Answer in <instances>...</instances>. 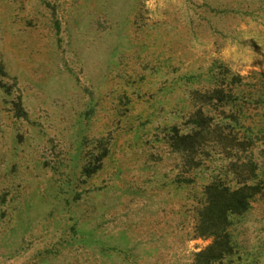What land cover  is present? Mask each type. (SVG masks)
I'll return each instance as SVG.
<instances>
[{"label":"rangeland","instance_id":"1","mask_svg":"<svg viewBox=\"0 0 264 264\" xmlns=\"http://www.w3.org/2000/svg\"><path fill=\"white\" fill-rule=\"evenodd\" d=\"M0 63V264H193L203 188L237 157L261 191L224 264H264V107L196 171L168 141L218 74L264 90V0H0Z\"/></svg>","mask_w":264,"mask_h":264},{"label":"trees","instance_id":"2","mask_svg":"<svg viewBox=\"0 0 264 264\" xmlns=\"http://www.w3.org/2000/svg\"><path fill=\"white\" fill-rule=\"evenodd\" d=\"M226 73H229L228 70ZM4 77H7V73L0 63V79ZM240 80V77H234L233 82L229 83L224 75L218 74L212 88L203 93H193L202 106L187 117L184 129H171L168 136L170 147L182 155L189 172L198 170L204 158L210 157L211 149L216 146L223 147L225 151L233 147L245 149V141L231 136L235 130L233 127L243 125L242 113L247 103L264 107V90L258 86L240 89ZM0 87L5 88L2 82ZM15 103L16 116L26 118L20 98ZM233 109L236 111L233 112ZM229 127L232 130H228ZM228 155L229 158L237 157L235 152L229 154L228 151ZM103 158L104 155L98 158V165ZM252 161L250 158L240 170L237 157L235 162L221 170L220 176H213L204 186L201 206L196 213L195 235L209 240L210 244L194 255L193 264H224L235 255L236 245L229 229L234 219L249 211L252 200L261 191L259 183L255 181L257 166ZM97 169L98 166L85 167L84 176H92ZM246 172L248 177L245 176Z\"/></svg>","mask_w":264,"mask_h":264}]
</instances>
